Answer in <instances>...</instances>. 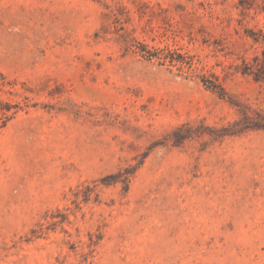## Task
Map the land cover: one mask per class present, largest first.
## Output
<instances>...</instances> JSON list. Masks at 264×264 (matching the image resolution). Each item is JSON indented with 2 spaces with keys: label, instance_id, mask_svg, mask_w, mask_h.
<instances>
[{
  "label": "rangeland",
  "instance_id": "1",
  "mask_svg": "<svg viewBox=\"0 0 264 264\" xmlns=\"http://www.w3.org/2000/svg\"><path fill=\"white\" fill-rule=\"evenodd\" d=\"M0 264H264V0H0Z\"/></svg>",
  "mask_w": 264,
  "mask_h": 264
}]
</instances>
